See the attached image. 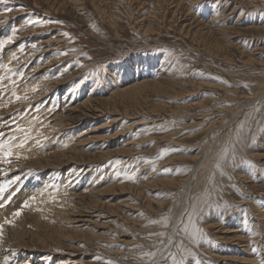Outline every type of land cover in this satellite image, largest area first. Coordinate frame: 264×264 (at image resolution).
<instances>
[{"label":"rangeland","instance_id":"rangeland-1","mask_svg":"<svg viewBox=\"0 0 264 264\" xmlns=\"http://www.w3.org/2000/svg\"><path fill=\"white\" fill-rule=\"evenodd\" d=\"M36 17L62 23L25 27ZM0 21V39L15 33L0 53V131L15 118L48 138L13 159L20 191L0 223L51 185L4 225L0 261L171 264L161 253L182 246L185 264H260L264 0H0ZM200 208L206 239L193 242L181 229Z\"/></svg>","mask_w":264,"mask_h":264},{"label":"snow or ice","instance_id":"snow-or-ice-1","mask_svg":"<svg viewBox=\"0 0 264 264\" xmlns=\"http://www.w3.org/2000/svg\"><path fill=\"white\" fill-rule=\"evenodd\" d=\"M13 9L8 8L5 9V13L11 12ZM0 23H4V21H0ZM47 23H62L60 21H52V20H43L39 17H36L35 19H28L25 21V27L27 26H43L44 24ZM61 35L63 36H68V33H62ZM14 36L15 33H13L12 36H9L5 39H0V53L3 52L5 49L6 45H9L13 43L14 41ZM74 51V49L70 50ZM61 54H66V53H61ZM12 59H17L16 55L13 53ZM7 68V66H4ZM70 70V67H66L64 69L65 72ZM63 74V73H62ZM61 74V75H62ZM22 76V74H21ZM59 78V77H57ZM9 81L13 84H15V81L12 80L10 77L8 78ZM87 79V76L82 77L79 82L75 83L74 88L72 89L73 91L79 89L81 84L84 83V81ZM0 80H3V78H0ZM98 82V81H97ZM0 89L3 91H7L6 86L0 85ZM37 89L33 88L32 91L35 92ZM14 95V93H13ZM17 100L21 99L20 97H16ZM23 99L27 100L28 97L24 96ZM7 104H2L0 107H6ZM258 110V109H257ZM51 111V109H50ZM19 115V113H17ZM13 124H15V128L13 129L11 125H5L6 127L9 128V131L11 132V135H6L4 131H0V164L5 165L7 167V171L5 170L4 167H0V208L5 207L6 204H8L10 201H12L13 197L20 191L19 188H16L15 191H12L9 193V189L13 188L14 185H17L21 183L22 177L20 175H15V176H9V173L11 172V165L13 162V159L19 160L21 158L27 159L26 156L22 157L21 152L25 149V146L29 143L30 140H34L35 145L37 147H40L42 145L43 140H47V137H33L32 136V131L33 129L31 127L25 128L21 127L19 123L16 122L15 118H13ZM20 134V135H17ZM66 146V145H65ZM229 152H231V157L228 162L234 161L235 160V152L236 149L235 147H225L222 152L220 153L219 161L216 164L217 169L221 168V161H225L227 157H229ZM119 163V161H117ZM245 163L249 164V166L255 170V165L252 164L251 161H245ZM155 171V168L152 169ZM138 171V169H136ZM224 173L221 171V175ZM117 176H120L121 173L117 172ZM136 176V172L133 171L131 174H124V179L132 181L134 180ZM51 185H45V189L40 191L38 194H34L28 199L24 200L23 204L21 205L20 209H17L15 212L12 213V219H5L3 223H0V240L3 239L4 235V225H11L13 224L15 218H18L22 214V210L24 208H29L31 207L37 200V195L40 197H43L44 191L47 190ZM9 193L7 197L5 198V194ZM211 207L212 205H208ZM225 210L233 207L231 205L225 204L222 206ZM203 209H196L193 213L189 214V219L188 223L184 225V227L181 229L183 232H185L191 241L197 242L199 239H206V234L203 232L202 229L198 228L196 225V222L194 220V216L198 214V212L202 211ZM247 222V221H246ZM151 223H163L164 227H167V218H164L163 221H151ZM258 234V233H253V235ZM155 235L159 237H163L164 233H155ZM163 242V241H161ZM172 243V238L169 237V244ZM181 248L179 255L177 253L173 252H168L167 255H165L163 252L161 253V262L166 261L168 259L171 260V264H185V260L187 257L192 256V252L188 249L182 248V246H178ZM253 251H255V248H253ZM13 255H15V252H13ZM144 255L149 256V257H155L156 253L155 252H148L145 253ZM96 259H100V257H96ZM0 264H9V256L5 255L3 260L0 261ZM106 264H111V262H106ZM199 264V262H197ZM260 264H264V259L260 261Z\"/></svg>","mask_w":264,"mask_h":264},{"label":"bare ground","instance_id":"bare-ground-1","mask_svg":"<svg viewBox=\"0 0 264 264\" xmlns=\"http://www.w3.org/2000/svg\"><path fill=\"white\" fill-rule=\"evenodd\" d=\"M47 65H48V64H47ZM162 75H163V74H162ZM146 83H147V82H146ZM149 83H150V82H149ZM149 83H148V84H149ZM143 84H144V83H143ZM143 84H142V85H143ZM139 88H140V87H139ZM133 91H136V90L133 89ZM130 92H131V91H130ZM133 94H134V93H133ZM114 102H115V101H114ZM86 105H87V104H86ZM82 106H83V105H82ZM109 106H110V104H109ZM107 108H108V107H107ZM95 113H96V111H95ZM86 114H87V113H86ZM85 118H86V117H85ZM74 119H75V117H74ZM74 119H73V120H74ZM94 119H95V118H94ZM96 119H97V118H96ZM66 120H67V119H66ZM83 120H84V119H83ZM74 124H75V123H74ZM72 125H73V124H72ZM111 139H112V138H111ZM76 153H77V152H76ZM59 155H60V154H59ZM67 156H68V155H67ZM53 157H54V156H53ZM57 158H59V157H57ZM62 159H63V158H62ZM65 159H66V158H65ZM43 162H44V161H43ZM56 162H57V161H56ZM72 163H73V162H72ZM40 165H41V164H40ZM47 165H48V164H47ZM49 165H50V164H49ZM83 165H84V164H83ZM44 167H45V166H44ZM39 168H40V167H39ZM42 169H43V168H42ZM51 175H52V174H51ZM49 177H50V176H49ZM48 179H49V178H48ZM50 179H51V178H50ZM54 179H55V178H54ZM52 181H54V180H52ZM101 196H102V194H101ZM106 196H107V195H106ZM124 209H125V208H124ZM75 222H76V221H75ZM51 229H52V228H51ZM43 231H44V230H43ZM172 231H174V230H172ZM46 232H47V231H46ZM43 233H44V232H43ZM59 233H60V231H59ZM62 233H63V232H62ZM42 236H43V235H42ZM34 240H35V239H34ZM37 264H38V262H37ZM41 264H42V262H41Z\"/></svg>","mask_w":264,"mask_h":264}]
</instances>
